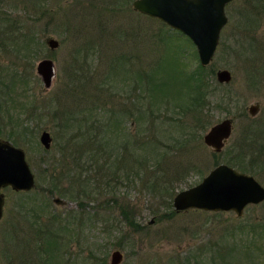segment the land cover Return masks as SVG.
I'll return each mask as SVG.
<instances>
[{"label":"rangeland","instance_id":"1","mask_svg":"<svg viewBox=\"0 0 264 264\" xmlns=\"http://www.w3.org/2000/svg\"><path fill=\"white\" fill-rule=\"evenodd\" d=\"M133 1L0 0V137L26 151L36 177L30 191L3 189L2 264L44 263V257L32 256L39 247L35 233L53 215L77 223L65 235L68 246L59 264H110L116 249L124 254L121 264H264V202L249 205L242 216L177 212L173 205L178 192L200 183L219 164L264 186V79L252 69L258 44L264 43V10L249 22L247 7L257 0L226 6L229 20L207 65L211 98L223 102L212 105L209 114L203 110L199 120L190 112V131L179 110L151 124L139 121V75L162 59L170 68L178 49L188 62L195 61L191 44L177 30L140 13ZM49 37L59 41L57 49L48 46ZM45 58L56 67L50 88L37 73ZM224 68L233 75L229 84L216 79ZM257 102L261 110L252 117L248 107ZM227 118L233 120V132L216 153L204 136ZM44 130L53 137L50 150L40 142ZM92 135L97 144L112 137L115 146L110 150L105 144L110 157L95 156L99 177L84 199L62 170L82 166L92 156L91 146L83 143ZM145 142L155 150L147 151ZM127 149L131 163L122 161ZM155 154L159 160L152 161ZM54 197L67 203L58 205ZM125 209L137 225L129 226Z\"/></svg>","mask_w":264,"mask_h":264},{"label":"water","instance_id":"2","mask_svg":"<svg viewBox=\"0 0 264 264\" xmlns=\"http://www.w3.org/2000/svg\"><path fill=\"white\" fill-rule=\"evenodd\" d=\"M234 0H134L133 7L140 13L157 18L171 28L188 36L197 48L202 66L209 65L218 49L221 33L228 23L226 6ZM46 43L51 49L60 45L57 39L49 37ZM37 73L46 88H50L56 75L55 62L42 59ZM233 75L227 68L216 72L221 84H229ZM261 110L260 103L248 107L250 116ZM233 132V120L224 119L214 125L204 136L207 146L219 153L223 150ZM53 137L44 130L40 142L46 150L52 147ZM30 191L36 187V177L27 160L26 151L0 137V220L3 218L5 194L3 189ZM58 205L66 200L54 197ZM264 202V186L252 175L240 172L227 164H219L209 171L203 180L176 194L173 205L177 212L198 209L213 212L234 211L242 216L246 207ZM124 254L120 249L111 253L110 264H121ZM0 264H2L0 260Z\"/></svg>","mask_w":264,"mask_h":264},{"label":"trees","instance_id":"3","mask_svg":"<svg viewBox=\"0 0 264 264\" xmlns=\"http://www.w3.org/2000/svg\"><path fill=\"white\" fill-rule=\"evenodd\" d=\"M250 4V2H249ZM247 15L246 21L249 22L256 21L259 18L260 12L255 13L258 9L259 11L264 10V0H257L255 2H251V9H249V5L247 7ZM262 9V10H261ZM258 17H257V16ZM256 16L255 18H253ZM165 24V23H164ZM179 33L183 38H185L192 46L193 52L191 55V60L194 62H188L186 60V55L183 50L178 49V53H176L175 59L176 63L167 68L163 65L162 61H158L156 64H153L151 67H147L144 75H139V88L135 87V91L139 92V100H138V110L140 111L139 121L143 120L146 124H151L156 120H164V117L168 116L169 111L179 110L180 116L185 120L186 125L185 128L190 129V124L186 120L190 112L197 116L199 120L203 110L209 114L212 109L217 105V102H223L222 97H212L209 88H211L209 81L207 80V73L209 69L207 66L204 67L201 65L199 59L197 58V50L195 49V45L192 40L184 35L181 32ZM256 52L258 56L254 60V65L252 69L262 75L264 79V43L260 42ZM180 48V47H179ZM195 49V50H194ZM262 49V50H261ZM188 55V54H187ZM194 63V67L191 66ZM190 67V69H189ZM214 74V72H212ZM172 82V84H170ZM222 85H218L221 87ZM173 88V90H172ZM141 90L143 91V95L140 94ZM215 89H212L214 92ZM172 98V103L170 102ZM179 98V100H178ZM227 99V98H226ZM169 100V101H168ZM136 108V105H135ZM127 111H123L122 114H126ZM128 113V112H127ZM131 116H136V114H132L129 112ZM128 113V114H129ZM119 115V113H117ZM138 120V119H137ZM156 123V122H155ZM120 124V123H119ZM111 130V124H107ZM85 141L84 146L88 144L91 146V151L94 152L88 160L84 161L82 166L73 165L72 167L69 165L66 169L62 170L63 172H67L65 175L70 176V180L77 182L75 185L76 190L75 194L83 197L84 199L89 198L92 192L88 194V189L93 188L92 182H95L99 175L100 166H93V161L98 162V159H95V156H111L110 152L106 153L105 144L111 150L114 145V138L110 137L109 141H106L103 144H97L95 137L92 136H84ZM129 140H125L128 144ZM116 144V143H115ZM122 145V151L125 152L124 148H127L128 145ZM147 145L145 142L142 147ZM139 143H137L133 148L137 151ZM147 151L155 150L149 149V146L146 147ZM99 153V154H98ZM159 154V153H158ZM131 152L127 149V152L123 155L124 160L122 161H130L131 163ZM82 158V157H81ZM159 160V157L155 154L152 157V161ZM116 160V159H115ZM150 158L146 157L145 162L149 163ZM121 161V162H122ZM115 162V161H114ZM117 162H119L117 160ZM129 163V164H130ZM106 164V163H105ZM80 167V171H78ZM68 169V171H67ZM57 178V177H56ZM59 183V180H56ZM97 184V182H95ZM58 188V187H57ZM164 189H166L164 187ZM50 192H54L53 188L49 189ZM168 190V189H167ZM88 194V195H87ZM74 195V196H76ZM78 196V197H79ZM83 201H79L81 205H83ZM84 206V205H83ZM34 207H32L33 209ZM129 210L125 209V216L127 217V223L129 226H135V222L128 214ZM72 216V215H71ZM130 217V218H129ZM47 220V219H46ZM46 220L42 221V227L38 226L37 233H35L36 240L39 243V247L35 248V252L32 256L39 257L42 259L44 257V263H23V264H59L63 263L61 259H63L62 249L68 246V242L65 240V235L70 233V225L73 224V227H77V223L75 219L69 217L67 219L61 220L60 217L53 215V217L46 222ZM69 221L68 223H66ZM72 226V225H71ZM33 252V251H32ZM33 259V257H32ZM51 261L53 263H51ZM59 261V263H57ZM49 262V263H46Z\"/></svg>","mask_w":264,"mask_h":264}]
</instances>
